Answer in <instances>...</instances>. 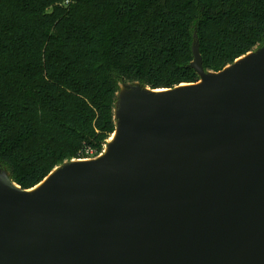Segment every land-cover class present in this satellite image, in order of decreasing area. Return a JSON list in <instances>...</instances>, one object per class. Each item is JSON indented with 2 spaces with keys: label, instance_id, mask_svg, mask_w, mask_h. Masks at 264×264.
<instances>
[{
  "label": "water",
  "instance_id": "obj_1",
  "mask_svg": "<svg viewBox=\"0 0 264 264\" xmlns=\"http://www.w3.org/2000/svg\"><path fill=\"white\" fill-rule=\"evenodd\" d=\"M193 36L199 81L123 83L107 153L0 164V264H264V44L206 71Z\"/></svg>",
  "mask_w": 264,
  "mask_h": 264
},
{
  "label": "trees",
  "instance_id": "obj_2",
  "mask_svg": "<svg viewBox=\"0 0 264 264\" xmlns=\"http://www.w3.org/2000/svg\"><path fill=\"white\" fill-rule=\"evenodd\" d=\"M264 44V0H0V164L24 189L101 154L123 83L197 82Z\"/></svg>",
  "mask_w": 264,
  "mask_h": 264
},
{
  "label": "bare ground",
  "instance_id": "obj_3",
  "mask_svg": "<svg viewBox=\"0 0 264 264\" xmlns=\"http://www.w3.org/2000/svg\"><path fill=\"white\" fill-rule=\"evenodd\" d=\"M157 92H159V93H167V92H170V89H159ZM115 135H116V133L113 134V136L111 138V141L115 138ZM107 152H108V147L105 150V153H107Z\"/></svg>",
  "mask_w": 264,
  "mask_h": 264
},
{
  "label": "rangeland",
  "instance_id": "obj_4",
  "mask_svg": "<svg viewBox=\"0 0 264 264\" xmlns=\"http://www.w3.org/2000/svg\"><path fill=\"white\" fill-rule=\"evenodd\" d=\"M196 31V30H195ZM194 35V34H193ZM113 135V134H112ZM112 135H111V137L109 138V140L107 141V143H109L110 141H111V138H112ZM106 146H107V144L105 145V149H106Z\"/></svg>",
  "mask_w": 264,
  "mask_h": 264
}]
</instances>
